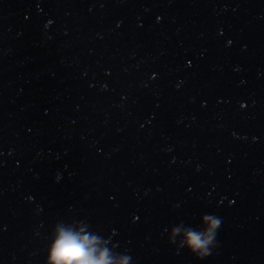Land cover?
I'll return each mask as SVG.
<instances>
[{
  "label": "water",
  "instance_id": "95a60500",
  "mask_svg": "<svg viewBox=\"0 0 264 264\" xmlns=\"http://www.w3.org/2000/svg\"><path fill=\"white\" fill-rule=\"evenodd\" d=\"M65 232L264 264V0H0V264H71Z\"/></svg>",
  "mask_w": 264,
  "mask_h": 264
},
{
  "label": "clouds",
  "instance_id": "9594fccd",
  "mask_svg": "<svg viewBox=\"0 0 264 264\" xmlns=\"http://www.w3.org/2000/svg\"><path fill=\"white\" fill-rule=\"evenodd\" d=\"M208 221L206 233H189L186 237L188 247L197 254L198 259L207 258L212 250L218 246L216 237L222 225V218L214 214H207ZM59 246L62 254L71 261V264H108L106 254L99 257L93 255L89 241L76 235L65 232L61 234Z\"/></svg>",
  "mask_w": 264,
  "mask_h": 264
}]
</instances>
